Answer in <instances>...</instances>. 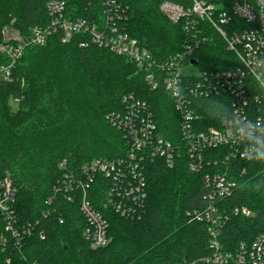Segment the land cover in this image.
Masks as SVG:
<instances>
[{"label":"trees","instance_id":"16d2710c","mask_svg":"<svg viewBox=\"0 0 264 264\" xmlns=\"http://www.w3.org/2000/svg\"><path fill=\"white\" fill-rule=\"evenodd\" d=\"M52 1L64 2L74 18L103 21L104 0H0V43L3 28L12 22L25 37L32 27L47 24ZM117 1L128 9L129 35L158 62L200 42L188 58L196 70L236 66L234 54L210 25L201 22L199 32L188 33L185 20L173 24L160 11L163 2L188 8L191 0ZM85 40L76 37L62 45L53 38L46 46H30L12 79L0 81V185L8 180L16 190V227L33 228L18 244L0 214V264H207L212 255L209 227L193 212L207 207L202 200L207 190L204 175L212 173L228 172L237 182L229 206L249 207L255 213L253 218H231L222 231L224 249L234 252L264 233V189L243 188L246 181L264 178V164L236 162L227 169L223 163H212L195 174L182 151L172 168L160 159L146 161L147 198L139 220L105 208L109 179L97 177L89 184L88 199L108 221L111 239L106 247L92 248L84 237L88 224L80 210L82 194L65 190V175L79 178L87 163L127 156L130 146L119 118L135 102L151 111L161 137L176 147L182 145V137L181 115L163 84L154 89L148 73L133 61L90 42L83 46ZM6 61L0 55V63ZM210 99L226 103L225 97ZM198 102L194 104L199 112ZM201 114L207 126L214 124L203 110Z\"/></svg>","mask_w":264,"mask_h":264},{"label":"built area","instance_id":"2783aa9c","mask_svg":"<svg viewBox=\"0 0 264 264\" xmlns=\"http://www.w3.org/2000/svg\"><path fill=\"white\" fill-rule=\"evenodd\" d=\"M191 3L190 7L184 8L163 2L160 11L173 24L185 20L188 33L199 32L201 22L210 25L224 41L227 50L234 54L236 66L213 72L196 70L193 64H188V58L200 47V42L187 44L184 53L158 62L149 50L127 32L128 9L117 0H104L103 21L98 24L74 18L64 2L52 1L47 8L48 23L32 27L27 37L14 22L3 28L0 55L7 61L0 63V81L12 79L13 69L30 46H46L53 38L67 45L74 38L83 37L87 39L82 42L83 46L90 42L133 61L139 69L148 73V80L153 83L154 89L162 83L181 115L182 145L176 147L157 132L153 115L145 104L132 103L127 114L119 118L120 124L116 121L128 137L130 148L127 156L116 161L95 160L87 163L82 166L79 178L68 173L65 175V190H76L82 194L80 210L88 224L84 237L94 249L106 247L111 242L108 221L92 206L87 195L89 184L97 177H104L111 182L105 208L113 209L124 218L139 220L145 213V163L148 159L163 160L172 168L183 151L190 172L195 174L202 173L205 166H211L212 163H223L227 169H231L230 165L236 162L257 163L241 158L228 139L226 126L217 121L207 126L203 121L202 109L199 108L198 112L194 101L200 93L209 92L211 97H225L226 103L240 109L241 115L247 119H255L259 109L264 108V92L257 91L249 69L245 66L249 58H264V20L259 16L260 5L257 0H191ZM248 4L252 5L251 12L247 9ZM130 100L133 101V98ZM124 101L128 104L129 99L125 98ZM60 167L64 168L65 162ZM229 174L204 175L207 190L202 200L207 203V207L203 212H193L197 220L209 227L212 255L205 262L264 264V233L258 235L252 243H241L234 252L226 251L221 243L222 231L232 217L255 216L249 207L228 205L227 202L237 189V182ZM15 197L16 190L8 180L1 183L0 214L6 219V230L20 244L32 234L33 228L31 225H24L21 229L16 227L17 220L13 211Z\"/></svg>","mask_w":264,"mask_h":264},{"label":"clouds","instance_id":"9594fccd","mask_svg":"<svg viewBox=\"0 0 264 264\" xmlns=\"http://www.w3.org/2000/svg\"><path fill=\"white\" fill-rule=\"evenodd\" d=\"M257 3L260 5L259 16L264 20V3L261 0H257ZM247 9L251 12L252 5L248 4ZM245 66L249 69L257 91L264 92V58H249L245 61ZM209 97V92L200 93L197 96V106L209 118L226 126L228 139L241 158L264 164V108L259 109V115L255 119H247L234 105ZM243 188L260 192L264 189V178L246 181Z\"/></svg>","mask_w":264,"mask_h":264},{"label":"rangeland","instance_id":"374dc122","mask_svg":"<svg viewBox=\"0 0 264 264\" xmlns=\"http://www.w3.org/2000/svg\"><path fill=\"white\" fill-rule=\"evenodd\" d=\"M12 106H13V109H14V110H17V103H16V102L13 101V102H12Z\"/></svg>","mask_w":264,"mask_h":264}]
</instances>
